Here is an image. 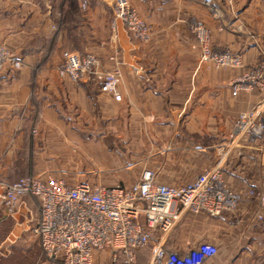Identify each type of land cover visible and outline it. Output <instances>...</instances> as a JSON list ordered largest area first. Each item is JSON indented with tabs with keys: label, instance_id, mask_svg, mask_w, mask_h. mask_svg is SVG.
I'll use <instances>...</instances> for the list:
<instances>
[{
	"label": "crops",
	"instance_id": "crops-1",
	"mask_svg": "<svg viewBox=\"0 0 264 264\" xmlns=\"http://www.w3.org/2000/svg\"><path fill=\"white\" fill-rule=\"evenodd\" d=\"M81 1L0 0V44L21 62L0 70V182L51 176L48 157L98 173L136 168L131 176H108L111 182L132 184L150 168L156 182L177 186L210 168L224 146L220 176L238 195L236 208L213 217L185 214L166 248L208 242L216 251L201 264H264V134L229 145L238 114L263 94L253 88L233 95L231 81L264 58V0H129L151 31L147 42L121 24L112 27L111 0H86L83 13ZM192 21L207 27L213 49L239 54L242 66L199 64ZM63 50L94 54L101 72L118 68L120 98L101 91L97 80L60 75ZM115 51L117 63L110 59ZM38 215L28 196L11 219L0 209V264H62L39 246ZM150 251L151 243L137 263L147 264ZM111 257L96 250L92 264H113ZM114 264H123L120 256Z\"/></svg>",
	"mask_w": 264,
	"mask_h": 264
},
{
	"label": "built area",
	"instance_id": "built-area-1",
	"mask_svg": "<svg viewBox=\"0 0 264 264\" xmlns=\"http://www.w3.org/2000/svg\"><path fill=\"white\" fill-rule=\"evenodd\" d=\"M112 2V27L121 24L139 41H149V27L129 0ZM80 8L87 9L86 0L81 1ZM189 28L198 47L199 64L242 66L239 54L212 48L203 23L192 21ZM115 53L110 59L117 63ZM8 62L15 68L21 66L12 50L0 44V70ZM99 66L94 54L64 51L59 74L76 82L97 80L101 91L118 100L121 71L115 68L101 72ZM253 88L260 89L262 97L248 111L238 114L230 146L244 136L259 138L264 134V58L231 81L233 95ZM220 150L222 155L210 168L177 186L156 182L150 168H144L129 186L89 181L69 184L63 177L29 174L10 183L0 182V206L12 216L21 197H30L39 214L33 229L39 246L46 258L62 264H92L96 250H109L113 264L119 256L123 264H138L136 251L149 243L148 264H201L215 254L212 244L202 242L197 247L172 252L166 248V241L185 214L204 212L213 217L236 208L239 197L220 176L226 153L224 146ZM261 199L264 203V196Z\"/></svg>",
	"mask_w": 264,
	"mask_h": 264
},
{
	"label": "rangeland",
	"instance_id": "rangeland-1",
	"mask_svg": "<svg viewBox=\"0 0 264 264\" xmlns=\"http://www.w3.org/2000/svg\"><path fill=\"white\" fill-rule=\"evenodd\" d=\"M87 10V9H86ZM80 12H85L80 8ZM112 13H113V2L111 0V5H110V16L112 18ZM58 15L60 16V22H57L55 25L53 24L54 29L57 28V30L61 27V25H63V19L62 16L63 14L61 12L58 13ZM146 23V22H145ZM150 30V29H149ZM151 32V31H150ZM64 51H68V50H63L61 52V56L62 53ZM62 63V61H61ZM37 113V112H36ZM35 116L34 118V122H36L38 115L39 114H33ZM33 130L31 131L32 136H36L37 135V131L35 130V128H32ZM42 146V145H41ZM43 147V146H42ZM47 147V146H45ZM47 158V162H46V167L45 170H49V172L51 173V176L54 177H63L67 183L69 184H73L75 182L78 181H89V182H93V183H100L103 185H124V186H128L130 183H124L121 181L118 182H111L109 181L110 178L108 176H114L115 174H121V175H130L134 172V170L136 169L134 166L130 167L129 165H125L121 168H119L118 170H113V171H107V172H101L98 173L97 172V168H93L84 164H80V165H65L63 164L61 161L59 160H51L52 163H49L50 161H48V157ZM71 164V163H69ZM101 176H106V179L102 178ZM131 176V175H130ZM5 209L3 206H0V209ZM9 219H11V216H8ZM148 264V262H147Z\"/></svg>",
	"mask_w": 264,
	"mask_h": 264
},
{
	"label": "trees",
	"instance_id": "trees-1",
	"mask_svg": "<svg viewBox=\"0 0 264 264\" xmlns=\"http://www.w3.org/2000/svg\"><path fill=\"white\" fill-rule=\"evenodd\" d=\"M148 246V245H147ZM147 246H145V247H143V248H140V249H138L137 251H136V256H137V253L141 250V249H144V248H146Z\"/></svg>",
	"mask_w": 264,
	"mask_h": 264
}]
</instances>
